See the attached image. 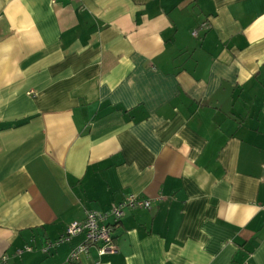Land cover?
Instances as JSON below:
<instances>
[{
  "label": "crops",
  "instance_id": "0c3cea01",
  "mask_svg": "<svg viewBox=\"0 0 264 264\" xmlns=\"http://www.w3.org/2000/svg\"><path fill=\"white\" fill-rule=\"evenodd\" d=\"M262 173L264 0H0V264H264Z\"/></svg>",
  "mask_w": 264,
  "mask_h": 264
},
{
  "label": "built area",
  "instance_id": "2783aa9c",
  "mask_svg": "<svg viewBox=\"0 0 264 264\" xmlns=\"http://www.w3.org/2000/svg\"><path fill=\"white\" fill-rule=\"evenodd\" d=\"M195 35V31H193ZM264 179V173H262ZM151 200L129 193L121 200L116 202L108 211L86 210L85 217L81 221L71 222L61 234L53 241H46L41 247L42 252H47L52 247L58 246L62 243L71 241L74 237L82 236V240L73 246L68 255L67 260L76 263L80 257L86 255L90 247L94 244L100 243L98 248L99 255L106 253H113L116 251L115 231L119 228L121 219L128 209L135 208H150ZM23 250L31 251L32 247L25 246ZM22 250H18V253ZM5 256L2 257V260ZM242 264H250L247 261Z\"/></svg>",
  "mask_w": 264,
  "mask_h": 264
}]
</instances>
